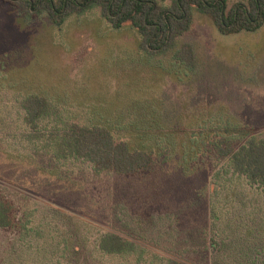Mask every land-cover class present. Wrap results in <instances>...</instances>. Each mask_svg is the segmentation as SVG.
I'll use <instances>...</instances> for the list:
<instances>
[{
    "label": "trees",
    "instance_id": "obj_1",
    "mask_svg": "<svg viewBox=\"0 0 264 264\" xmlns=\"http://www.w3.org/2000/svg\"><path fill=\"white\" fill-rule=\"evenodd\" d=\"M227 4V0H173L170 7H163L156 0H0V143L12 142L5 149L0 146V180L17 184L21 181L28 190L33 185L28 177L35 170L52 183L66 186L68 169L78 164L85 166L93 179L108 176L119 181L136 180L142 188L148 184L152 194H143L149 195L146 205H151L154 198L160 200L159 188L164 190L172 177L206 175L207 161L211 159L223 174L242 179L252 194L264 197V140L241 125L231 124V118H216L205 111L167 113L161 99L164 83H182L194 71L193 48L179 44L191 28L192 9L206 16L221 35L256 32L263 26L264 0L235 4L228 11ZM12 10L25 20L46 14L59 32L69 17L95 14L98 10L108 39L127 30L132 32L140 62L150 65L147 67L151 75L143 78L144 83L139 78L120 75L115 90L114 86L101 96L76 98L67 83L53 82L48 75L37 72L38 66L24 64V53L35 49L15 33L8 14ZM156 57L163 61L154 63ZM133 82L148 87H141L138 96H133L129 88ZM8 94L12 95V104ZM215 174L218 176L219 170ZM211 176L207 174L199 194L191 204H182L180 211L205 207L207 223L212 224L194 233L197 240L176 238L177 251L189 258L170 260L171 264H185L186 260L194 264H226L233 257L249 259L253 253L261 256L264 264V240H257L260 226L244 229L246 224L238 222L230 228L237 238L217 242L216 232L212 233L213 239L209 238V231L217 228L219 219L211 201V192L217 191L209 182ZM214 179L213 175L211 180ZM52 210L54 216L70 219L63 217L59 209ZM17 211L12 200L0 195L1 231H29L28 222ZM178 217L179 213L164 216L169 220ZM258 220L264 229V218ZM74 235L63 233L59 242L64 245L63 257L71 260L70 264H100L85 242L74 239ZM36 237L41 238L37 233ZM137 246L110 232L96 241L95 252L124 262L136 258V264H142L144 253Z\"/></svg>",
    "mask_w": 264,
    "mask_h": 264
},
{
    "label": "rangeland",
    "instance_id": "obj_2",
    "mask_svg": "<svg viewBox=\"0 0 264 264\" xmlns=\"http://www.w3.org/2000/svg\"><path fill=\"white\" fill-rule=\"evenodd\" d=\"M156 1L163 7H170L173 0ZM248 1L227 0V11L235 4H247ZM95 11V14L69 17L60 32L51 25L46 14L25 20L16 10L8 13L15 33L35 49L24 53V64L38 66L37 72L48 75L53 82L67 83L76 98L91 94L101 96L104 90L114 86L115 90L120 84V75L127 74L134 80L139 78L142 83L144 77L151 75L150 65L140 62L132 32L127 30L121 36L108 39L106 26L101 25L99 11ZM191 12V28L179 44L193 48L195 68L182 83H164L161 99L165 111L170 114L182 110L205 111L216 118H231V124L241 125L264 140V24L256 32L221 35L206 16L196 9ZM158 59L161 58L156 57L153 62ZM122 66L124 71L120 74ZM141 87L148 85L133 82L129 86L133 96H138L137 90ZM6 96L12 104V95ZM10 117L15 118L14 114ZM11 143L2 142L0 146L5 149ZM207 162L206 175L199 177L196 173L189 179L179 175L172 177L164 190L159 188L160 200L154 198L151 205H146L152 194L148 184L142 188L139 185L142 183L136 180L119 181L108 176L93 179L89 170L78 164L68 169V176L65 174L69 180L66 186L52 183L35 170H31L28 177L33 184L31 190H27L21 181L17 184L0 180V195L13 201L18 216L28 222L29 230L21 234L0 230V264H70L71 260L63 257L64 245L59 244L63 233L66 236L75 234L74 239L83 240L100 264H136V258H130L126 263L120 258H106L95 252L96 241L110 232L137 244L139 251L144 253L142 264H171L170 260H185L189 256L184 257V253L177 251L174 240H197L199 237L194 233L212 224L207 223L205 207H188L180 211L184 207L182 204H191L190 201L199 194L198 189L207 174L212 175L211 178L216 176V180L210 178L209 182L217 190L211 192L214 195L211 201L219 218L217 228L209 231V238L213 239L214 232L217 242L237 238L230 228L240 222L246 224L244 229L260 226L257 240H264L263 223L258 220L264 218V197L252 194L253 190H249L242 179L223 174L215 161L209 159ZM40 164L47 167L43 160ZM168 186L175 189L172 191ZM143 193L149 195L144 197ZM52 207L70 219L54 216ZM178 213L177 223L164 218ZM28 214L31 215L27 219ZM36 233L41 238L36 237ZM253 254L249 259L240 261L233 257L234 261L225 263L263 264L262 257L256 254L253 257ZM190 257L195 258L194 255ZM189 263L186 260L185 264Z\"/></svg>",
    "mask_w": 264,
    "mask_h": 264
}]
</instances>
